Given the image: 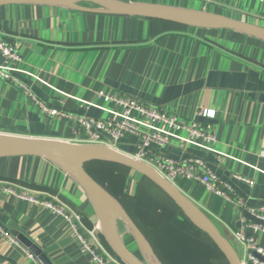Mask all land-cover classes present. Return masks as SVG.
<instances>
[{"label":"crops","instance_id":"0c3cea01","mask_svg":"<svg viewBox=\"0 0 264 264\" xmlns=\"http://www.w3.org/2000/svg\"><path fill=\"white\" fill-rule=\"evenodd\" d=\"M124 1L213 12L264 26V0ZM0 37L16 45L25 70L20 79L51 108L108 118L99 106H114L101 102L98 93L104 91L211 126L214 147L225 156L193 146L181 149L176 142L163 152L179 159L202 157L247 206L264 204V40L234 29L178 28L162 20L55 4L0 5ZM205 109L214 110V117H205ZM75 126L66 115L46 114L22 88L0 77V134L74 142ZM122 143L125 153H133L139 138L129 136ZM177 187L233 239L243 259L245 248L233 232L248 219L244 208L193 180ZM13 192L58 200L79 215L89 240L117 264H126L109 246L90 192L60 162L39 156L0 157V264H35L14 230L39 246L52 264H93L64 217ZM116 225L124 245L145 260L126 221L118 217ZM170 230L161 226L150 241L141 229L163 264H178L181 246ZM255 238L264 248V232Z\"/></svg>","mask_w":264,"mask_h":264},{"label":"built area","instance_id":"2783aa9c","mask_svg":"<svg viewBox=\"0 0 264 264\" xmlns=\"http://www.w3.org/2000/svg\"><path fill=\"white\" fill-rule=\"evenodd\" d=\"M21 62H23V56L16 45L0 37V77L22 88L33 101L40 105L46 114L50 116L66 115L73 120L76 124L74 142L102 144L124 152L121 148L122 142L129 136H135L139 138V145L135 152L126 154L154 167L163 177L176 186L184 180L199 182L209 192L237 202L247 213L264 220V204L257 207L247 206L246 202L238 197L233 184L217 175L207 160L196 155L179 159L163 152L164 147L176 142L181 149L193 146L204 151L219 153L214 147L217 135L211 126H205L197 119L187 120L176 113L155 108L130 96L104 91H100L98 96L106 102L112 103L114 108L102 106L99 108L109 112L110 117L100 118L84 114H66L46 105L20 79L19 73H25V70L19 67ZM203 115L214 117L215 111L205 109ZM219 155L225 156L222 153ZM237 179L250 185L254 184L253 180L244 176L238 175ZM13 193L34 204L43 205L54 214L64 217L72 225L73 234L80 240L82 252L90 255L93 264H117L88 239L82 231L79 215L68 211L58 200L42 199L27 193ZM259 231L264 232V225L246 218L244 224L233 232L236 240L245 248L243 264H264V260L261 258L264 257V248L257 243L255 238L256 232ZM7 235L12 242L21 244L15 237ZM26 250L35 264H43L35 254L28 249Z\"/></svg>","mask_w":264,"mask_h":264},{"label":"water","instance_id":"95a60500","mask_svg":"<svg viewBox=\"0 0 264 264\" xmlns=\"http://www.w3.org/2000/svg\"><path fill=\"white\" fill-rule=\"evenodd\" d=\"M9 4H55L77 10L103 11L124 15L160 19L186 26L210 29H234L264 40V26L234 19L232 17L197 10L175 9L156 5L127 2L124 0H0ZM84 4H91L86 6ZM39 156L64 165L90 192L95 209L105 231L106 240L113 252L126 264H163L155 254L149 240L135 223L132 216L118 199L103 187L85 168L90 161H108L122 164L148 177L158 185L200 230L207 233L227 258L229 264H243L233 243L220 231L215 222L172 182L154 167L132 156L102 144H81L57 139H46L11 134H0V157ZM108 197L110 201L104 202ZM123 218L137 236L146 259L142 260L123 243L117 231V218ZM250 221L264 225V220L247 213ZM43 264H52L43 250L27 236L13 231ZM264 260V257H261Z\"/></svg>","mask_w":264,"mask_h":264},{"label":"trees","instance_id":"16d2710c","mask_svg":"<svg viewBox=\"0 0 264 264\" xmlns=\"http://www.w3.org/2000/svg\"><path fill=\"white\" fill-rule=\"evenodd\" d=\"M170 23L178 28H187L186 25ZM96 167L109 180V186L106 187L94 175ZM85 168L122 202L138 227L150 237V241L155 240L151 236L161 226L166 231L171 229L170 235L175 238L173 242L181 246L177 251L180 254V258L177 257L180 260L178 264H229L210 236L195 226L181 208L148 177L139 174L140 178L131 192L128 181L131 173L135 172L133 169L115 162L98 160L85 163Z\"/></svg>","mask_w":264,"mask_h":264},{"label":"rangeland","instance_id":"374dc122","mask_svg":"<svg viewBox=\"0 0 264 264\" xmlns=\"http://www.w3.org/2000/svg\"><path fill=\"white\" fill-rule=\"evenodd\" d=\"M168 24H172V23H170V22H168ZM24 91V90H23ZM25 92V91H24ZM101 102L102 103H104L105 105H107V103H106V101L105 100H101ZM109 103V102H108ZM95 174V176H97V179H99L100 181H102L103 183H104V185L107 187V186H109V180H107L106 178H104L103 177V175L99 172V168L98 167H96V171L94 172ZM99 176V177H98ZM140 178V175H139V173H136V172H133V173H131V175H130V177H129V181H128V189H129V191H133L134 189H135V184H136V181H138V179ZM102 185V184H101ZM103 186V185H102ZM105 186H103V187H105ZM105 187V188H106ZM107 189V188H106ZM108 190V189H107ZM109 191V190H108ZM110 192V191H109ZM111 193V192H110ZM215 194V193H214ZM118 201H120V200H118ZM120 203H122L121 201H120ZM123 205V204H122ZM70 226H71V229H72V232H73V228H72V225L70 224ZM231 241H232V243H233V245L235 246V243H234V241H233V239H231Z\"/></svg>","mask_w":264,"mask_h":264},{"label":"bare ground","instance_id":"6f19581e","mask_svg":"<svg viewBox=\"0 0 264 264\" xmlns=\"http://www.w3.org/2000/svg\"><path fill=\"white\" fill-rule=\"evenodd\" d=\"M110 201V199L108 197L104 198V202L108 203Z\"/></svg>","mask_w":264,"mask_h":264}]
</instances>
